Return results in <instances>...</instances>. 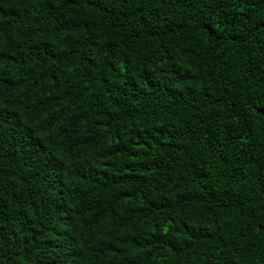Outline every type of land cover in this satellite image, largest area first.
<instances>
[{
  "label": "trees",
  "instance_id": "obj_1",
  "mask_svg": "<svg viewBox=\"0 0 264 264\" xmlns=\"http://www.w3.org/2000/svg\"><path fill=\"white\" fill-rule=\"evenodd\" d=\"M0 264H264V0H0Z\"/></svg>",
  "mask_w": 264,
  "mask_h": 264
}]
</instances>
